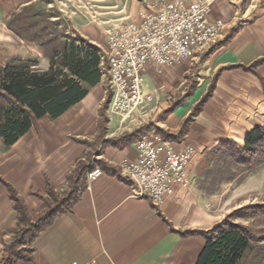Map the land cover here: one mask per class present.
Segmentation results:
<instances>
[{
    "label": "crops",
    "instance_id": "obj_1",
    "mask_svg": "<svg viewBox=\"0 0 264 264\" xmlns=\"http://www.w3.org/2000/svg\"><path fill=\"white\" fill-rule=\"evenodd\" d=\"M171 0H0V66L34 61L32 70L46 71L50 50L9 27L14 15L26 8L42 12L34 17L35 29L47 26L46 38L59 41L79 36L99 52L101 76L86 94L59 115L38 117L13 144L0 137V177L23 198L30 212H39L47 185L66 186V176L88 151L98 128V109L110 91L106 65L101 58L107 31L114 25L137 20L148 4ZM208 19L223 23L221 38L196 58L157 71L145 66V90L153 100L145 106L140 122L120 125L106 115L105 136L93 156L115 169L87 179V185L70 211L56 216L31 243L32 259L17 264H196L205 246L200 234L229 214L215 210V192L201 190L197 173L207 151L232 139L242 146L247 133L264 126V61L253 70L245 67L264 58V0H209ZM49 23L51 24L49 26ZM56 23V24H54ZM216 75L214 89L188 125L180 146L197 150L188 166L190 186L177 188L160 207L133 195L119 163L136 158L135 141L142 135H174L182 120L206 92ZM191 90V91H190ZM107 101V104L109 102ZM139 131L129 144L102 147L104 139ZM164 138V137H163ZM169 139V138H167ZM231 181L222 183L230 186ZM240 182L229 203L248 190ZM237 206V205H236ZM235 207V206H234ZM16 228V212L0 180V261L3 246Z\"/></svg>",
    "mask_w": 264,
    "mask_h": 264
},
{
    "label": "trees",
    "instance_id": "obj_2",
    "mask_svg": "<svg viewBox=\"0 0 264 264\" xmlns=\"http://www.w3.org/2000/svg\"><path fill=\"white\" fill-rule=\"evenodd\" d=\"M41 13L33 8H26L22 13L14 15L8 23L19 35L49 49L51 56L50 66L46 71L32 70V60L0 66V137L7 146L24 134L38 117L45 113L53 117L62 113L83 97L87 86L95 85L101 76L98 49L79 36L69 41H59L56 28L52 29L55 36L45 40L47 26L35 29L38 21L34 17L41 15L43 19ZM263 61L264 58L245 68L253 70L255 65ZM215 80L216 75L206 92L182 120L179 130L171 136L163 134L164 138L179 140L186 134L190 121L201 111L211 95ZM106 122V116L100 114L98 144L105 136ZM138 133L139 131H134L104 139L102 147L125 146ZM207 154L217 159L216 165L220 164L215 170L218 182L233 179L236 166L250 168L264 161V126L252 128L245 136L242 146L227 139L207 151L204 158ZM203 164H206L204 159L200 168ZM95 167L113 174L116 172L105 161L96 159L88 148L84 157L78 159L67 174V183L63 189L56 190L51 184L47 185L46 193L42 196L44 206L39 212H30L14 187L0 177L16 212V228L3 246L0 264H17L18 261L32 259L31 243L34 238L56 216L72 209L86 188L88 171ZM243 219L251 223L238 221ZM184 233L200 234L206 240L196 264H264V201L234 209L207 230Z\"/></svg>",
    "mask_w": 264,
    "mask_h": 264
},
{
    "label": "built area",
    "instance_id": "obj_3",
    "mask_svg": "<svg viewBox=\"0 0 264 264\" xmlns=\"http://www.w3.org/2000/svg\"><path fill=\"white\" fill-rule=\"evenodd\" d=\"M210 10L209 0L151 3L137 20L120 22L107 31L101 51L110 91L107 112L118 116L120 125L140 122L145 106L153 100L144 88L147 63L159 72L196 58L219 42L223 23L209 21ZM134 145L136 158L121 160L119 168L135 197L160 207L177 188H189L188 166L197 154L194 146H180L158 133L144 134ZM100 173L95 167L86 177L92 179Z\"/></svg>",
    "mask_w": 264,
    "mask_h": 264
},
{
    "label": "rangeland",
    "instance_id": "obj_4",
    "mask_svg": "<svg viewBox=\"0 0 264 264\" xmlns=\"http://www.w3.org/2000/svg\"><path fill=\"white\" fill-rule=\"evenodd\" d=\"M109 99V92L106 95V99L100 104V107L98 109V114L100 120V114H103L106 116L108 114L107 112V101ZM112 117L113 123H116L117 116L114 114H110ZM98 128L96 131V134L93 137V142H88V148L90 153H95L98 149ZM206 164H203L200 170L197 173V183L201 190L209 191L210 193L215 192L216 198H215V210L218 213H223L226 210L231 208L230 212H232L234 209L249 204V203H259L264 201V161L258 164L257 166L253 167H241L236 166L235 176L233 179L227 180L224 179L222 182H218L217 176L215 175V170L220 166L216 165L217 159L214 158L211 154H207L204 158ZM209 171V174H208ZM211 172V173H210ZM216 176V177H215ZM248 181V190L240 194L238 197H234L229 205L226 203V200L229 197L233 196V193L235 192L236 187L240 184V182ZM228 181H231L230 186L222 187V183H227ZM237 205V206H236ZM235 206V207H234ZM229 212V213H230ZM227 215V214H225ZM240 222H244L247 224V222L251 223V221L243 219L238 220Z\"/></svg>",
    "mask_w": 264,
    "mask_h": 264
}]
</instances>
